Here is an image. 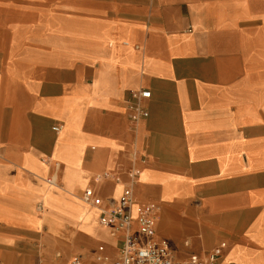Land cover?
Returning a JSON list of instances; mask_svg holds the SVG:
<instances>
[{"label": "crops", "instance_id": "1", "mask_svg": "<svg viewBox=\"0 0 264 264\" xmlns=\"http://www.w3.org/2000/svg\"><path fill=\"white\" fill-rule=\"evenodd\" d=\"M87 188L264 264V0H0V264H118Z\"/></svg>", "mask_w": 264, "mask_h": 264}, {"label": "built area", "instance_id": "2", "mask_svg": "<svg viewBox=\"0 0 264 264\" xmlns=\"http://www.w3.org/2000/svg\"><path fill=\"white\" fill-rule=\"evenodd\" d=\"M149 90L133 93L136 99L132 118L135 122L149 115L141 104V99L149 98ZM60 127L55 126L54 131ZM83 199L100 210L99 222L108 227L112 233L123 232L118 264H222L225 243L216 247L206 257L192 255L189 259L179 260L173 257L169 241L156 237V215L159 206L155 203H137L131 189H128L118 199H111L107 206L102 197L97 196L93 189L87 188ZM136 222L137 227H134ZM75 259L72 264H80Z\"/></svg>", "mask_w": 264, "mask_h": 264}, {"label": "rangeland", "instance_id": "3", "mask_svg": "<svg viewBox=\"0 0 264 264\" xmlns=\"http://www.w3.org/2000/svg\"><path fill=\"white\" fill-rule=\"evenodd\" d=\"M229 257V254L226 255V258Z\"/></svg>", "mask_w": 264, "mask_h": 264}]
</instances>
